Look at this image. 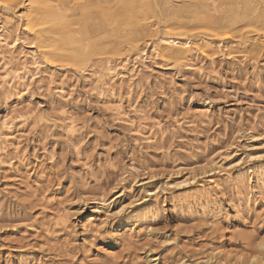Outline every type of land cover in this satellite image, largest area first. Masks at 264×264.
<instances>
[{"label": "rangeland", "instance_id": "obj_1", "mask_svg": "<svg viewBox=\"0 0 264 264\" xmlns=\"http://www.w3.org/2000/svg\"><path fill=\"white\" fill-rule=\"evenodd\" d=\"M0 22L30 76L0 87V264H264V0H0ZM169 32L193 48L155 57Z\"/></svg>", "mask_w": 264, "mask_h": 264}, {"label": "bare ground", "instance_id": "obj_2", "mask_svg": "<svg viewBox=\"0 0 264 264\" xmlns=\"http://www.w3.org/2000/svg\"><path fill=\"white\" fill-rule=\"evenodd\" d=\"M45 2V1H44ZM157 2V1H156ZM3 3V2H2ZM5 3V2H4ZM149 3V1L147 2ZM7 4V3H6ZM3 5V4H2ZM11 4H9L8 6H10ZM49 6V4H47ZM46 5V6H47ZM149 5V4H148ZM6 7V5H4ZM45 6V5H44ZM45 6V7H46ZM198 6V5H197ZM7 8V7H6ZM45 10V9H44ZM10 11V10H9ZM47 11V10H46ZM37 12V11H36ZM261 14V13H260ZM134 15V14H133ZM37 16V15H36ZM45 16V15H44ZM35 17V15H34ZM230 17V16H229ZM239 19H246V14H240L237 16ZM42 18V17H40ZM26 19V18H25ZM32 19V18H31ZM36 19V18H35ZM38 20V19H37ZM40 20V19H39ZM50 20H51V17H50ZM53 20V19H52ZM59 20V19H58ZM262 20V19H261ZM17 21V20H16ZM55 21V20H53ZM216 21V20H215ZM29 22L31 23V21L29 20ZM28 22V23H29ZM49 22V21H48ZM210 23H208V26L210 28H214V27H217V29H224V27L220 26L219 23H214L212 20L209 21ZM217 22V21H216ZM27 23V22H26ZM33 23V22H32ZM38 23V22H37ZM47 23V22H46ZM42 23H40L41 25ZM30 25V24H28ZM37 25V24H36ZM39 25V23H38ZM31 27V26H30ZM35 27V26H34ZM182 27V26H181ZM226 28V27H225ZM10 29V28H9ZM26 29V30H25ZM34 29V28H33ZM29 29L27 28H24V31H27ZM59 30V29H58ZM201 30V29H200ZM181 31V29H180ZM183 31V30H182ZM186 32V31H185ZM189 32V31H188ZM192 33V32H191ZM196 33V32H195ZM24 34V32H23ZM167 36H164L162 39H161V44L158 45V46H155L152 50L153 52V55L155 57H159V56H172L175 54V49L174 47H178L177 51L178 53H184V52H188L190 51L192 48H193V42H192V38L191 37H179L177 36V34L175 35V33L173 32H169L168 34L166 33ZM24 36V35H23ZM193 36V35H191ZM217 36V35H216ZM64 37V36H63ZM224 37V36H223ZM70 38V37H69ZM216 38V37H215ZM66 40V39H65ZM22 42L23 43V40L22 38H20L19 34L17 33L14 38L11 37L8 33V29L7 27L5 26V24H3V22H0V48H5V49H13L16 47V45L18 43ZM25 42V40H24ZM45 42V41H44ZM65 43V42H64ZM36 44L35 42H32L30 45V48L31 49H34L31 51V55H30V60H31V66L32 67H39L40 65V62H39V57H38V53L36 51ZM42 46V45H41ZM174 46V47H173ZM55 47V46H54ZM81 47V46H80ZM56 48V47H55ZM161 48L163 49H169V51L167 52H164V50H162ZM16 49V48H15ZM82 49V48H81ZM171 50V51H170ZM69 51V50H68ZM76 52V51H75ZM79 54V53H78ZM0 57H1V70H0V87H15L19 86V84L22 83V85L25 84V81H27L30 76H28V71L26 70L27 67L25 65H23L22 68H19V67H15L13 64H9V62H6L4 61L6 59V57L4 56V54H0ZM77 59V58H76ZM141 60L143 61L144 58L141 57ZM146 60V59H145ZM78 62V61H77ZM13 63V62H12ZM17 63V62H16ZM135 66V65H134ZM115 68V67H114ZM111 65H109L107 67V72H108V75L107 76H112V75H115V76H118V73L116 74V70L114 69ZM136 70V69H135ZM136 72V71H135ZM120 74V73H119ZM136 74H134V68H132L130 71H129V74L127 76V79L128 80H132L134 78ZM35 76V75H34ZM32 77V76H31ZM33 78V77H32ZM30 80V79H29ZM110 80V79H109ZM21 87V86H20ZM25 87H28V86H25ZM18 88V87H17ZM6 89V88H5ZM13 90V89H12ZM16 90V88L14 89ZM10 91V90H9ZM18 95V94H17ZM12 124H13V120L11 121H4L2 123V129H6V130H10L12 128ZM263 243H261L260 245H262ZM153 261V260H152Z\"/></svg>", "mask_w": 264, "mask_h": 264}]
</instances>
